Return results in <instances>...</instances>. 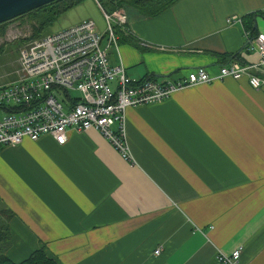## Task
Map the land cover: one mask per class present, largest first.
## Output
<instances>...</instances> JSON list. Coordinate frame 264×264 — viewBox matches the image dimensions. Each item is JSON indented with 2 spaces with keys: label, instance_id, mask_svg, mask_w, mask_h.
I'll return each instance as SVG.
<instances>
[{
  "label": "crops",
  "instance_id": "obj_1",
  "mask_svg": "<svg viewBox=\"0 0 264 264\" xmlns=\"http://www.w3.org/2000/svg\"><path fill=\"white\" fill-rule=\"evenodd\" d=\"M260 10L264 0L133 9L109 63L142 79L255 61L245 46L264 17L248 14ZM125 115L126 158L94 129L0 148V254L20 261L44 246L58 264H217L240 249L237 264H264V91L228 78Z\"/></svg>",
  "mask_w": 264,
  "mask_h": 264
},
{
  "label": "built area",
  "instance_id": "obj_2",
  "mask_svg": "<svg viewBox=\"0 0 264 264\" xmlns=\"http://www.w3.org/2000/svg\"><path fill=\"white\" fill-rule=\"evenodd\" d=\"M93 1L104 17L103 31L92 20H83L19 48L15 80L0 85V148L19 145L25 139L35 141L45 134L62 144L68 129H94L126 158L128 108L228 78L245 79L252 89L264 91V34L246 43V50L257 55L252 62L231 59L214 71L198 66L175 78L129 77L122 65L108 60V49L117 46L121 35H131L127 12L123 7L107 11L98 0ZM140 45L148 47L143 42ZM240 253V249L220 252L217 263L237 264Z\"/></svg>",
  "mask_w": 264,
  "mask_h": 264
},
{
  "label": "rangeland",
  "instance_id": "obj_3",
  "mask_svg": "<svg viewBox=\"0 0 264 264\" xmlns=\"http://www.w3.org/2000/svg\"><path fill=\"white\" fill-rule=\"evenodd\" d=\"M151 1L153 6H156L158 4H163L166 0ZM133 9L134 8H128L129 11H133ZM129 11L127 16L129 14V19H131L132 15ZM83 20H92L98 30H104V17L100 7L93 0H82L79 4L68 9L64 13L51 18L43 26L41 32L36 30L39 29L38 24L34 23L35 21L29 18L26 13L25 15L23 14L7 21L0 26V85L10 83L15 80L14 74L17 68L19 48L31 40L38 39L46 34L68 27ZM34 29L36 33L40 32L37 36H34L33 34ZM110 50L112 52L111 60H113L115 48H109L108 52Z\"/></svg>",
  "mask_w": 264,
  "mask_h": 264
},
{
  "label": "trees",
  "instance_id": "obj_4",
  "mask_svg": "<svg viewBox=\"0 0 264 264\" xmlns=\"http://www.w3.org/2000/svg\"><path fill=\"white\" fill-rule=\"evenodd\" d=\"M82 0H54L45 5H42L36 9L29 11L27 16L33 19L39 26L37 31L43 29V26L53 17H56L68 9L74 7L79 4ZM100 4L107 11H111L117 7H124L128 13V8H134L136 11L144 14L145 16H153L166 8L172 0H166L163 4H159L157 7L153 6L151 0H98ZM25 15V14H24ZM249 16H254V18L258 15L264 17V10H260L256 13L248 14ZM4 23H0L2 26ZM39 32V33H40ZM39 33L35 32L34 36H37ZM44 35V34H43ZM124 35H121V38ZM236 55H234L235 57ZM217 263V262H216ZM0 264H58V261L55 256L48 253L44 246L35 249L28 257L20 261H12L6 255L0 254ZM219 264V263H217Z\"/></svg>",
  "mask_w": 264,
  "mask_h": 264
},
{
  "label": "water",
  "instance_id": "obj_5",
  "mask_svg": "<svg viewBox=\"0 0 264 264\" xmlns=\"http://www.w3.org/2000/svg\"><path fill=\"white\" fill-rule=\"evenodd\" d=\"M54 0H0V23L7 22Z\"/></svg>",
  "mask_w": 264,
  "mask_h": 264
}]
</instances>
